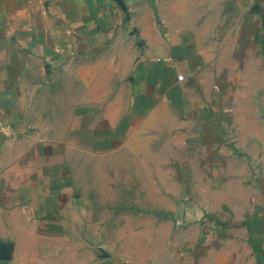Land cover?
<instances>
[{"label": "crops", "instance_id": "obj_1", "mask_svg": "<svg viewBox=\"0 0 264 264\" xmlns=\"http://www.w3.org/2000/svg\"><path fill=\"white\" fill-rule=\"evenodd\" d=\"M0 264H264V0H0Z\"/></svg>", "mask_w": 264, "mask_h": 264}, {"label": "rangeland", "instance_id": "obj_2", "mask_svg": "<svg viewBox=\"0 0 264 264\" xmlns=\"http://www.w3.org/2000/svg\"><path fill=\"white\" fill-rule=\"evenodd\" d=\"M118 216H120V215H116V219H118V218H119ZM165 227H167V225H165Z\"/></svg>", "mask_w": 264, "mask_h": 264}, {"label": "built area", "instance_id": "obj_3", "mask_svg": "<svg viewBox=\"0 0 264 264\" xmlns=\"http://www.w3.org/2000/svg\"><path fill=\"white\" fill-rule=\"evenodd\" d=\"M179 78H180V79H183V76L181 75Z\"/></svg>", "mask_w": 264, "mask_h": 264}]
</instances>
